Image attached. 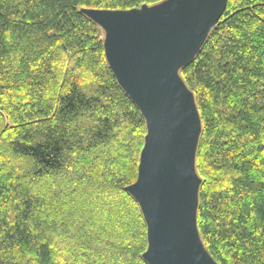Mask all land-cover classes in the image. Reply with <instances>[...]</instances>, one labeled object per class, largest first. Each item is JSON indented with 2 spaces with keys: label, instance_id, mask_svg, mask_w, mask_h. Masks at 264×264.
I'll list each match as a JSON object with an SVG mask.
<instances>
[{
  "label": "trees",
  "instance_id": "1",
  "mask_svg": "<svg viewBox=\"0 0 264 264\" xmlns=\"http://www.w3.org/2000/svg\"><path fill=\"white\" fill-rule=\"evenodd\" d=\"M164 1L0 0V264H149L127 191L146 120L84 11ZM179 76L202 127V243L217 264H264V0H228Z\"/></svg>",
  "mask_w": 264,
  "mask_h": 264
},
{
  "label": "water",
  "instance_id": "2",
  "mask_svg": "<svg viewBox=\"0 0 264 264\" xmlns=\"http://www.w3.org/2000/svg\"><path fill=\"white\" fill-rule=\"evenodd\" d=\"M228 0H166L130 11L85 10L105 30L108 63L147 124L138 180L127 191L148 226L149 264H217L197 227L201 120L179 71L199 53Z\"/></svg>",
  "mask_w": 264,
  "mask_h": 264
},
{
  "label": "rangeland",
  "instance_id": "3",
  "mask_svg": "<svg viewBox=\"0 0 264 264\" xmlns=\"http://www.w3.org/2000/svg\"><path fill=\"white\" fill-rule=\"evenodd\" d=\"M104 37H105V30H104Z\"/></svg>",
  "mask_w": 264,
  "mask_h": 264
}]
</instances>
